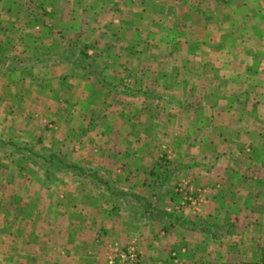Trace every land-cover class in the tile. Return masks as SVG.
<instances>
[{
  "label": "crops",
  "instance_id": "obj_1",
  "mask_svg": "<svg viewBox=\"0 0 264 264\" xmlns=\"http://www.w3.org/2000/svg\"><path fill=\"white\" fill-rule=\"evenodd\" d=\"M7 3L0 139L67 153L106 185L0 170V264H119L131 242L138 264H258L264 0ZM76 46L87 61L62 57ZM179 183L206 199L176 210Z\"/></svg>",
  "mask_w": 264,
  "mask_h": 264
},
{
  "label": "rangeland",
  "instance_id": "obj_2",
  "mask_svg": "<svg viewBox=\"0 0 264 264\" xmlns=\"http://www.w3.org/2000/svg\"><path fill=\"white\" fill-rule=\"evenodd\" d=\"M9 5L10 4L7 3V0H1V2H0V7H3L2 11H5V9L7 7H9ZM14 6L11 5V7H14ZM14 11L16 12V10H14ZM47 22H50L49 19H47ZM5 23H6V21H4L2 24H5ZM23 23H24V20L22 23H19V21L18 22L16 21V23H14V24L18 28V27H24L25 24H23ZM54 34H56V33H54ZM54 37L57 38V35H55ZM79 38H80V36H79ZM244 39H246V38H244ZM70 41L73 43L76 41V38L73 37ZM80 41L81 40L78 41L77 46H80L79 48L81 49L84 47V45L81 44ZM244 41H246V40H244ZM47 43H49V44L52 43L51 37L47 39ZM77 46L75 48V50L77 51L76 52L77 54L74 52V49H72L68 52L62 53V57L74 56L77 58H82V59L87 61V57L85 55L81 54L80 50L77 49ZM74 57H72V58H74ZM98 70H99V68H98ZM0 141H1V139H0ZM16 144L19 147V149L12 148L11 146H7V145L0 142V170L1 171H11L12 169H15V170H20V171H26L29 173L32 171H43L46 173L61 172L64 174V176L66 178H69V179H74V180L76 179L79 181H81L83 179H85V180H93L94 179L90 175V174H92L94 168H90L87 165L85 166V164H84L82 167L85 168L87 170V172H85L83 174L79 173L78 171L71 170V169H65L64 170V167H62L60 165V163H57L56 161H53L52 163H46L41 158L30 153L27 149H24V148H26V146H28V147L32 148L33 152H37V153L42 154V152L35 150V148L33 146H29L28 144H22L21 142H17ZM59 155L62 157V159H63V161H65V163L67 161H70V159L67 157V153L66 154L60 153ZM68 155L71 156V153L68 152ZM158 159L159 160H157V162L159 161V163H160V169H157V171H154L156 177L154 179V176H153V179L150 181L151 185H153V183L155 182L156 179L159 182H161L163 180V174L168 172V170L170 168V158L167 155H162ZM77 165H79V164H77ZM180 194L181 193L178 192V190L176 188V195L179 196ZM177 206H178V204L176 203L175 207H177ZM180 208H179V211H180Z\"/></svg>",
  "mask_w": 264,
  "mask_h": 264
},
{
  "label": "built area",
  "instance_id": "obj_3",
  "mask_svg": "<svg viewBox=\"0 0 264 264\" xmlns=\"http://www.w3.org/2000/svg\"><path fill=\"white\" fill-rule=\"evenodd\" d=\"M183 183H179L177 186L178 192H180L181 203L175 207L176 210H179L181 205L185 204L188 201L191 205L198 206L206 199L203 191H191L190 189L184 188ZM112 258L119 264H138L141 260V253L139 245L135 242H131L123 248H119L114 251ZM258 264H264V249L262 251L261 260Z\"/></svg>",
  "mask_w": 264,
  "mask_h": 264
},
{
  "label": "trees",
  "instance_id": "obj_4",
  "mask_svg": "<svg viewBox=\"0 0 264 264\" xmlns=\"http://www.w3.org/2000/svg\"><path fill=\"white\" fill-rule=\"evenodd\" d=\"M1 143L7 145V146H11L12 148H16L19 149V147L17 146V144L11 140H6V141H0ZM30 153H32L33 155L41 158L44 162L46 163H52L53 161H56L57 163H60V165L62 167H64L65 169H71L74 171H78L79 173H85L87 172V170L85 168H83L82 166L77 165L76 163L67 161L65 163V161H63L62 157L59 154L56 153H37V152H33L31 147L26 146V148ZM67 171V170H66ZM94 179L96 178L100 183H104V185H106V182H104L102 179L97 178L96 174L92 172V174H90Z\"/></svg>",
  "mask_w": 264,
  "mask_h": 264
}]
</instances>
